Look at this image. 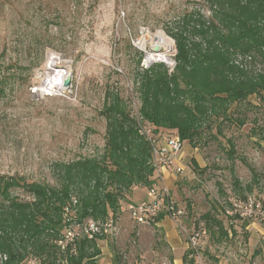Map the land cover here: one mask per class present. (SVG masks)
Here are the masks:
<instances>
[{
	"label": "rangeland",
	"instance_id": "1",
	"mask_svg": "<svg viewBox=\"0 0 264 264\" xmlns=\"http://www.w3.org/2000/svg\"><path fill=\"white\" fill-rule=\"evenodd\" d=\"M193 11L209 16L205 0H0V174L56 186L57 163L101 153L107 87L118 92L142 128L172 134L143 122L135 78L141 67L153 63L174 67L176 49L168 30ZM156 34L167 38L168 48L153 50ZM49 51L60 56V68L47 69ZM256 61L255 68L264 70V62ZM63 71L71 75L65 95L35 91ZM232 109L245 123L225 122L222 134L207 145L204 140L215 134L214 127L203 129L195 147L184 141L181 151L188 155L168 187L173 203L184 210L174 221L181 245L190 248L193 229L207 233L188 255L191 264H264V218L243 220L231 214V202L241 195L230 172L233 166L242 187L252 183L245 197L264 194V177L252 180L248 166L263 175L264 96L251 95ZM228 138L236 150L231 166L225 153ZM14 193L27 198L21 188ZM121 206L113 217L116 232L97 239L99 264H113L116 256L119 264H170L173 252L178 257L162 227L135 223L126 205ZM207 211L222 220L227 237L218 240L209 232L201 219ZM64 220L66 228L73 223L69 216Z\"/></svg>",
	"mask_w": 264,
	"mask_h": 264
},
{
	"label": "trees",
	"instance_id": "2",
	"mask_svg": "<svg viewBox=\"0 0 264 264\" xmlns=\"http://www.w3.org/2000/svg\"><path fill=\"white\" fill-rule=\"evenodd\" d=\"M205 1L209 16L185 13L178 26L168 30L176 49L172 70L162 62L153 63L141 67L135 78L143 122L168 129L193 147L203 139V129H216L204 140L207 145L222 134L225 122L243 125L244 116L236 117L232 106L251 95L264 96V70L254 66L256 60L264 62V0ZM101 115L105 119L102 152L57 163L56 186L0 174V264H99L97 239L104 236H80L61 248L65 209L80 221L113 218L134 186L157 188L150 140L116 90L106 88ZM163 134L150 135L159 139ZM227 144L231 166L236 150L231 138ZM248 166L252 180L264 177V170L262 175ZM230 172L241 199L245 198L243 193L252 191V183L242 187L233 166ZM15 188L27 198H19ZM163 216L151 223L156 227ZM201 219L218 240L227 237L228 229L215 214L207 211ZM193 252L185 250L184 264L193 262L187 260ZM115 259L113 264H119Z\"/></svg>",
	"mask_w": 264,
	"mask_h": 264
},
{
	"label": "built area",
	"instance_id": "3",
	"mask_svg": "<svg viewBox=\"0 0 264 264\" xmlns=\"http://www.w3.org/2000/svg\"><path fill=\"white\" fill-rule=\"evenodd\" d=\"M60 59L58 54L49 51L46 64L48 63L51 69L60 68L56 62ZM171 69L172 68H170V70ZM69 73L70 72L63 71V74L59 75V78L54 76L51 82L45 83L43 87L35 88V91H39L38 89L42 88L40 91L44 94L53 92V94L65 95L67 91L70 90L71 85L67 88L63 85V81ZM151 129H153V127L150 126V128H142L141 130L147 134V138L150 140L152 148V165L155 171L159 173L162 169L173 164L181 151L183 142L178 136L173 134H163L159 139L151 138ZM72 200L73 202L76 201L74 198H72ZM231 208V214L236 215L240 219H262L264 218V194L259 198L253 195H247L243 199L233 200L231 202ZM126 209L131 219L137 224H150L161 213L168 215L174 221H178L184 214V210L173 203L169 196V188L166 186L160 188H147L146 199L139 202H130L126 205ZM65 216L72 218L73 223L70 227L65 229L64 236L62 240L59 241L61 248H64L68 243L74 242V240L80 236H86L87 238L108 236L113 235L117 230V225L112 217H106L100 221L86 219L78 222L75 218L76 215L71 211L68 212V208L65 209ZM206 234L204 228L193 229L188 237L190 248L196 250L197 247L201 245V240ZM33 263V261H28V264Z\"/></svg>",
	"mask_w": 264,
	"mask_h": 264
},
{
	"label": "crops",
	"instance_id": "4",
	"mask_svg": "<svg viewBox=\"0 0 264 264\" xmlns=\"http://www.w3.org/2000/svg\"><path fill=\"white\" fill-rule=\"evenodd\" d=\"M188 155L187 151H180L177 155L176 160L169 167L162 169L158 175L159 180L157 182V188L166 186L167 188L174 182L176 179L177 173L183 168L182 163ZM146 190L143 186H134L132 191L127 195V199L123 200L122 203L127 205L128 202H139L146 199ZM122 207V206H121ZM157 226H160L164 229L165 239L171 244L172 250H177L179 253L175 256L173 252L172 263L173 264H184L182 261V256L186 250V246L181 245V237L175 229L174 220H172L168 215H165L156 223ZM181 255V258H180Z\"/></svg>",
	"mask_w": 264,
	"mask_h": 264
},
{
	"label": "bare ground",
	"instance_id": "5",
	"mask_svg": "<svg viewBox=\"0 0 264 264\" xmlns=\"http://www.w3.org/2000/svg\"><path fill=\"white\" fill-rule=\"evenodd\" d=\"M155 38H156V42L155 43H157L156 44V46L159 48V50L160 49H166V48H168V45H169V41L167 40V38H165L162 34H156L155 35ZM157 54V53H156ZM155 53H153L152 55L154 56V55H156ZM163 54V53H162ZM153 56H147V60L148 61H152V57ZM160 58H161V55L159 56ZM55 60V59H54ZM154 60V59H153ZM56 62H58V63H61L62 64V62L61 61H56ZM57 63V64H58ZM64 63V62H63ZM65 64V63H64ZM65 67V66H64ZM50 67H49V64H48V67H47V69H49ZM51 69V68H50ZM67 69V68H66ZM60 71H62V70H60ZM53 78V77H52ZM51 81H52V79H51ZM49 82V81H48ZM39 91L40 90H42V88H39L38 89Z\"/></svg>",
	"mask_w": 264,
	"mask_h": 264
},
{
	"label": "water",
	"instance_id": "6",
	"mask_svg": "<svg viewBox=\"0 0 264 264\" xmlns=\"http://www.w3.org/2000/svg\"><path fill=\"white\" fill-rule=\"evenodd\" d=\"M153 50L156 51L157 50V46H155L153 48ZM70 82H71V75L69 73V75L64 79L63 85L68 88L70 86Z\"/></svg>",
	"mask_w": 264,
	"mask_h": 264
}]
</instances>
